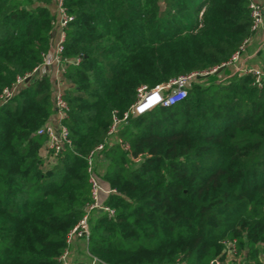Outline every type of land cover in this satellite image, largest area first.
I'll return each instance as SVG.
<instances>
[{
    "label": "trees",
    "instance_id": "16d2710c",
    "mask_svg": "<svg viewBox=\"0 0 264 264\" xmlns=\"http://www.w3.org/2000/svg\"><path fill=\"white\" fill-rule=\"evenodd\" d=\"M54 1L0 0V95L45 61ZM250 1L64 0L74 17L61 53L72 143L42 154L50 74L0 105V264H63L67 233L92 201L88 155L113 114L141 85L228 61L252 33ZM257 59L264 68V47ZM253 80L227 67L199 75L183 100L120 125L131 152L109 143L94 163L117 191L107 201L115 215L93 213L87 259L74 264H233L224 242L234 239L264 264V90Z\"/></svg>",
    "mask_w": 264,
    "mask_h": 264
},
{
    "label": "built area",
    "instance_id": "2783aa9c",
    "mask_svg": "<svg viewBox=\"0 0 264 264\" xmlns=\"http://www.w3.org/2000/svg\"><path fill=\"white\" fill-rule=\"evenodd\" d=\"M250 10L252 17V33L248 36L240 45L239 49L233 53L231 58L223 62L222 64L212 67L205 71H194L187 74L180 75L169 81L158 84L155 87H148L147 85H141L138 88L137 99L131 105V107L123 114L119 115L118 112L113 114V122L110 126L106 140L96 146L94 150L88 155V164L92 189V201L87 204L84 216L74 225L66 236V242L68 247L64 253L60 256V261L63 264H74L73 259V246L80 240L89 242L91 234L90 219L94 212L104 211L110 216L115 215V210L111 207L107 201L112 194L117 193L116 189H111L104 186L103 181L99 178V175L94 169L95 158L98 152L102 151L106 144L118 142L131 152V146L124 142L121 137L117 135L120 125L127 123L130 118L145 114L158 106H171L187 97L189 89L192 87L195 79L199 75H206L217 72L220 68L232 67L233 74L238 75H252L253 83L259 89L264 90V68L257 63L249 62V56L247 51L250 45L253 43L255 35L264 30V3L258 0L250 1ZM57 19L55 24L58 27V34L56 39V49L53 55H46L45 61L36 66L30 73L25 76H19L16 83L11 87H6L0 95V105L11 99L16 93L23 89L27 84V78L39 79L50 74V66L58 63L61 70H58V75L53 79L54 81V108L55 113L52 118L38 130V134L46 137L45 144L42 148V154L47 157L48 155L57 156L67 144H71L70 131L65 124V119L69 116L70 105L65 97L68 83L66 81L64 72V66L62 64V51L63 43L66 39V27L68 23L73 20V16L70 15L64 7V0H57L56 2ZM201 12V16L203 15ZM81 58L74 60L75 63H79ZM54 119V120H53ZM141 157L134 158L139 161ZM225 260L232 262L233 264H251L250 260L245 258V254L237 247L236 240L225 241ZM223 259L216 257L211 260L210 264H221ZM264 263V259H263ZM91 264H106L98 257H93ZM175 264H184V261L178 259Z\"/></svg>",
    "mask_w": 264,
    "mask_h": 264
},
{
    "label": "rangeland",
    "instance_id": "374dc122",
    "mask_svg": "<svg viewBox=\"0 0 264 264\" xmlns=\"http://www.w3.org/2000/svg\"><path fill=\"white\" fill-rule=\"evenodd\" d=\"M163 6V5H162ZM56 21V20H55ZM260 32V31H259ZM258 32V33H259ZM57 34H58V27H57V25L55 24V22H54V27H53V29H52V42H53V40H54V44H53V46H51V50L49 51V53L47 54V55H51V53H52V55H53V52L55 51V49H56V39H57ZM257 64H260V61L257 59V54L256 55H254V58H252ZM261 65V64H260ZM56 67L59 71L61 70V68L59 67V65H58V63H55V64H53V65H51L50 66V70L53 68V67ZM99 169H100V171H102L103 172V167H102V165H100V167H99ZM98 172V171H97ZM98 174V173H97ZM99 175V174H98ZM99 178L103 181V184H104V186H107V187H109V188H111V189H115V188H112L110 185H108V183L99 175ZM84 242H85V244H84ZM84 242H77V244L76 245H74V250H73V259H74V261H78L79 259H87L86 258V252H84L85 251V247L87 246V244H88V242L87 241H85L84 240Z\"/></svg>",
    "mask_w": 264,
    "mask_h": 264
},
{
    "label": "crops",
    "instance_id": "0c3cea01",
    "mask_svg": "<svg viewBox=\"0 0 264 264\" xmlns=\"http://www.w3.org/2000/svg\"><path fill=\"white\" fill-rule=\"evenodd\" d=\"M258 1L261 2V3H264V0H258ZM55 6H56V2L53 3L52 7L55 9L56 8ZM53 44H54V40L52 42V46H53ZM263 47H264V30H261L259 33H257L255 35V38L253 40V43L248 48V51H247V54L246 55L249 56V58H250L249 59V62L256 63L252 58H254V55L258 54L259 51L261 49H263ZM228 70H230L231 73L233 74V68L232 67H228ZM50 75H51L52 79H55V77L58 75V69L55 66L50 70ZM222 75H228V74H226V73L223 72ZM81 241L82 240L78 241V243L81 242Z\"/></svg>",
    "mask_w": 264,
    "mask_h": 264
},
{
    "label": "water",
    "instance_id": "95a60500",
    "mask_svg": "<svg viewBox=\"0 0 264 264\" xmlns=\"http://www.w3.org/2000/svg\"><path fill=\"white\" fill-rule=\"evenodd\" d=\"M222 69H223V68H220V69L218 70V72L221 71ZM30 80H31V78L28 77L26 81L29 82Z\"/></svg>",
    "mask_w": 264,
    "mask_h": 264
}]
</instances>
